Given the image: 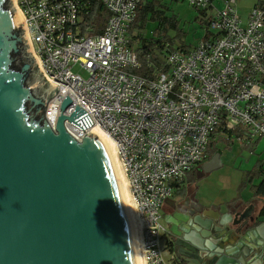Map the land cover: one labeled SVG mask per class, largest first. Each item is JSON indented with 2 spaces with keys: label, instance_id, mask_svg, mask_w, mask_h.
<instances>
[{
  "label": "built area",
  "instance_id": "obj_1",
  "mask_svg": "<svg viewBox=\"0 0 264 264\" xmlns=\"http://www.w3.org/2000/svg\"><path fill=\"white\" fill-rule=\"evenodd\" d=\"M98 1L108 18L96 34L88 26V0L11 4L44 85L58 87L47 122L53 129L66 97L65 116L76 105L87 113L93 125L81 131L65 121V130L77 141L90 131L111 141L139 263L178 264L161 225L175 185L203 162L218 128L243 140L264 138V8L254 6L242 18L234 0L210 14L211 0H183L204 14L203 38L192 49L169 52L162 70L142 76L129 35L140 0Z\"/></svg>",
  "mask_w": 264,
  "mask_h": 264
},
{
  "label": "water",
  "instance_id": "obj_2",
  "mask_svg": "<svg viewBox=\"0 0 264 264\" xmlns=\"http://www.w3.org/2000/svg\"><path fill=\"white\" fill-rule=\"evenodd\" d=\"M35 69L18 13L0 0V264H138L105 141L66 132L65 121L81 131L93 125L78 105L64 115L67 97L52 129L45 111L58 87ZM171 211L166 235L181 263L264 264L259 214L211 217L187 201Z\"/></svg>",
  "mask_w": 264,
  "mask_h": 264
},
{
  "label": "trees",
  "instance_id": "obj_3",
  "mask_svg": "<svg viewBox=\"0 0 264 264\" xmlns=\"http://www.w3.org/2000/svg\"><path fill=\"white\" fill-rule=\"evenodd\" d=\"M160 1L161 0H140L136 7L135 20L129 28L131 47L141 64V68L135 71L138 75H153L158 70L163 69V58L166 57L169 52L179 50L186 51L190 47L189 45L183 44L182 38L184 34L178 28V23L175 19L172 17H165L164 12L159 5ZM167 1L173 2L179 0ZM212 1L213 0H211V4ZM88 3L90 5L88 26L95 34L100 33L106 23L108 14L98 0H88ZM255 6L264 8V3H257ZM197 13L200 17L203 14L199 11H197ZM199 20L200 23L205 25V20ZM150 23H152L153 26L147 31V25ZM168 32H173V37H170ZM176 41H179V43L176 44ZM235 138L245 142L253 141L243 140L238 134L234 135L231 132L222 130V128H218V130L214 131V134L211 136L203 162L209 161L216 155V146L221 141L229 142ZM194 175L195 168L188 174V176ZM180 184L181 183L175 185V190ZM246 186L249 187L254 200L261 202L262 207L260 208L259 216L264 218V170L261 168L251 170L245 175L244 181L241 182L237 188L236 197L233 199L234 203L240 200L241 190ZM178 264L182 263L178 262Z\"/></svg>",
  "mask_w": 264,
  "mask_h": 264
},
{
  "label": "rangeland",
  "instance_id": "obj_4",
  "mask_svg": "<svg viewBox=\"0 0 264 264\" xmlns=\"http://www.w3.org/2000/svg\"><path fill=\"white\" fill-rule=\"evenodd\" d=\"M224 0H213L212 12L219 11L223 8ZM165 17L174 18L178 23V28L182 31V42L184 45L193 47L202 39V31L204 33L203 23H200L199 14L197 11L188 5L185 1H167L161 0L159 2ZM209 13V12H208ZM245 18V16H241ZM153 26L150 23L149 27ZM205 26V25H204ZM150 29V28H149ZM170 37H173V32H168ZM176 44L179 41L175 42ZM36 70L34 73H36ZM73 72L78 73L81 77L86 78V74L77 67L72 69ZM35 78L32 75L31 80ZM38 88H41L40 84ZM40 93V92H37ZM237 135L236 133H232ZM227 139V138H225ZM216 161L206 163V167H201L198 176L200 181L206 183L203 190L213 196L224 198L226 195H231L230 192L221 190L222 182L229 179L232 182L237 181L240 176H245L251 170L262 169L264 170V138L254 139L253 141L245 142L239 139H233L229 142L221 141L217 146ZM247 187V186H246ZM245 187V188H246ZM243 188V196L250 194L248 189ZM245 190V191H244ZM184 192V191H183ZM179 195L182 194L178 193ZM226 194V195H225Z\"/></svg>",
  "mask_w": 264,
  "mask_h": 264
},
{
  "label": "crops",
  "instance_id": "obj_5",
  "mask_svg": "<svg viewBox=\"0 0 264 264\" xmlns=\"http://www.w3.org/2000/svg\"><path fill=\"white\" fill-rule=\"evenodd\" d=\"M264 3V0H234V5L237 13L240 16H245L249 13V11L257 4V3ZM213 4V1H212ZM212 4L210 9L208 10L209 14L212 13ZM150 24L147 25V31L150 30L152 26L149 27ZM204 29V28H203ZM201 29V30H203ZM147 33V32H146ZM148 34V33H147ZM201 35L203 36L204 33L202 31ZM195 46V45H194ZM193 46V47H194ZM193 47H189L192 49ZM211 161V159L209 160ZM198 165L195 168V175L188 176L181 182L178 188L175 190L173 196L169 198L161 208V225L167 230H170V227L165 223V221L170 220L171 214V205H178L181 203H186L189 205L195 204L199 206L203 211H205L206 215L211 217H217L218 214H229L231 220H234L237 214H241L244 211H249L248 215L256 216L259 214L260 208L262 207L261 202L254 200L252 193L243 196V192L240 193V200L237 202H233V199L236 197L237 188L241 182L244 181L245 176H240L237 181L232 182L229 179H225L221 186L222 192L226 190L230 192L231 195L226 196L224 198L217 197L210 195L207 193V190H203L206 183L200 181V177L198 176L199 169L207 162ZM247 186L245 189H248ZM249 190V189H248ZM184 191V192H183ZM245 191V190H244ZM250 191V190H249ZM182 194H178L181 193ZM231 213V214H230ZM264 220V218H263ZM165 243L167 247V251L174 255L171 245H169L171 237L169 235H165ZM184 264V263H182Z\"/></svg>",
  "mask_w": 264,
  "mask_h": 264
},
{
  "label": "bare ground",
  "instance_id": "obj_6",
  "mask_svg": "<svg viewBox=\"0 0 264 264\" xmlns=\"http://www.w3.org/2000/svg\"><path fill=\"white\" fill-rule=\"evenodd\" d=\"M102 139L105 141V143H106V145L108 147V150L110 152V155L112 157V160H113V163H114V166H115V169H116V173H117V176H118V179H119V183H120L122 195H123V198H124L126 210H127V213H129L128 215L130 216V212H129L130 204H129V200H128V192H127V189L125 188V184H124V181L122 180V176L119 173L118 166H117V163H116V160H115V156H114V151H113V148L111 146V141L109 140V138H103L102 137ZM130 218H131V216H130ZM133 237H134V242H135V235ZM135 250H136V244H135ZM136 253H137V251H136ZM137 262H138V264H140L138 259H137Z\"/></svg>",
  "mask_w": 264,
  "mask_h": 264
},
{
  "label": "flooded vegetation",
  "instance_id": "obj_7",
  "mask_svg": "<svg viewBox=\"0 0 264 264\" xmlns=\"http://www.w3.org/2000/svg\"><path fill=\"white\" fill-rule=\"evenodd\" d=\"M203 163H205V161L204 162H202V163H200L199 164V166L201 165V164H203ZM197 167V166H196ZM171 254V253H170ZM173 255V254H172ZM174 256V255H173ZM175 257V256H174ZM175 259L178 261V262H180L176 257H175Z\"/></svg>",
  "mask_w": 264,
  "mask_h": 264
}]
</instances>
